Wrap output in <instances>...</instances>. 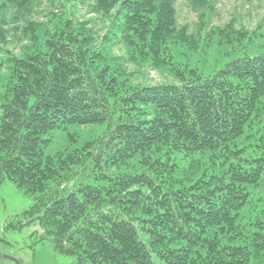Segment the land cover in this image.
<instances>
[{
  "label": "trees",
  "instance_id": "16d2710c",
  "mask_svg": "<svg viewBox=\"0 0 264 264\" xmlns=\"http://www.w3.org/2000/svg\"><path fill=\"white\" fill-rule=\"evenodd\" d=\"M42 1L0 0V180L35 200L6 229L37 224L78 264H264V17L199 40L205 27H179L176 0H79L108 19L100 42L60 12L28 22L18 54L5 48L7 15ZM188 1L201 23L215 10ZM216 39L236 56L213 75L177 60ZM128 62L174 82L132 84ZM76 126L104 128L52 151Z\"/></svg>",
  "mask_w": 264,
  "mask_h": 264
},
{
  "label": "rangeland",
  "instance_id": "374dc122",
  "mask_svg": "<svg viewBox=\"0 0 264 264\" xmlns=\"http://www.w3.org/2000/svg\"><path fill=\"white\" fill-rule=\"evenodd\" d=\"M215 2V10L204 23H201L199 12L193 9L188 0H176L179 27L187 26L189 33L196 36L200 25L205 27L201 37L199 36V40H202L212 27L223 29L232 25L235 29L243 28L253 32L262 25L264 0H215ZM92 6L93 4L88 1L82 4L79 0H43L42 5L38 6L34 13L27 15L25 20L12 22L11 15L8 14L3 26L7 31L4 47L18 54L21 46L26 43L23 38L28 22L45 23L46 15L60 12H71L78 20L90 22L100 42L106 32L108 19L92 11ZM112 53L125 60L129 57L121 45L115 47ZM232 53V46L221 45L216 39L209 55H203V52L187 55L186 50L182 49L181 55L178 56L176 53V57L178 61L190 62L193 68L209 76L221 69L231 56H236ZM126 69L132 84L157 85L174 82L166 71L154 69L147 63L128 62ZM103 128V126L70 127L67 131L54 136L51 149L55 151L65 146L66 138L70 134L78 135L73 146H79L99 135ZM34 204V198L26 195L13 182L0 180V264H78L75 256L56 252L50 240L41 241L42 231L37 224L27 225L20 231L6 229L9 223L16 222L17 218L30 210Z\"/></svg>",
  "mask_w": 264,
  "mask_h": 264
}]
</instances>
